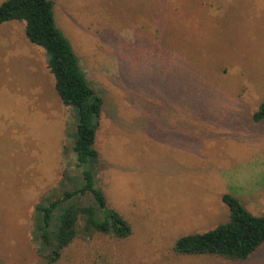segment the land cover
<instances>
[{"label":"rangeland","instance_id":"obj_1","mask_svg":"<svg viewBox=\"0 0 264 264\" xmlns=\"http://www.w3.org/2000/svg\"><path fill=\"white\" fill-rule=\"evenodd\" d=\"M51 1L104 100L97 186L132 227L56 264H264V246L245 261L174 251L229 221L224 195L264 216V0ZM25 26H0V264H47L35 207L83 184L73 113Z\"/></svg>","mask_w":264,"mask_h":264},{"label":"trees","instance_id":"obj_2","mask_svg":"<svg viewBox=\"0 0 264 264\" xmlns=\"http://www.w3.org/2000/svg\"><path fill=\"white\" fill-rule=\"evenodd\" d=\"M10 21L25 22L28 40L45 51L55 90L75 120V130L68 137L83 184L35 207L32 236L37 254L47 264H56L63 251L78 239L97 234L126 239L132 235V227L120 213L107 207L106 196L97 186L101 159L96 136L104 100L89 85L70 41L56 26L53 2L7 0L0 5V26ZM253 119L256 123L264 120V104ZM87 199L90 202L85 203ZM223 202L230 210L229 221L209 232L180 238L175 253L245 261L264 246V216L252 215L231 195H224Z\"/></svg>","mask_w":264,"mask_h":264}]
</instances>
